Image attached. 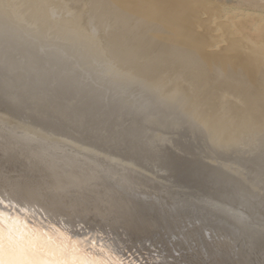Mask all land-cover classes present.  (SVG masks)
Here are the masks:
<instances>
[{"label":"rangeland","instance_id":"obj_1","mask_svg":"<svg viewBox=\"0 0 264 264\" xmlns=\"http://www.w3.org/2000/svg\"><path fill=\"white\" fill-rule=\"evenodd\" d=\"M208 1L232 14L264 16V0ZM2 13L0 211L6 217L18 218L34 237L67 232L82 239L101 262L135 264L140 257L145 264L154 256L152 263L161 264L165 250L182 264H264V127L248 141H223L185 104L187 94L137 83L114 55L112 62L104 56L110 49L104 41L95 47L70 32L51 36L41 29L47 40L35 25ZM89 46L104 51L88 55ZM88 167L93 171L85 176ZM137 186L141 194L127 199ZM185 218L195 223L184 240L178 234Z\"/></svg>","mask_w":264,"mask_h":264},{"label":"bare ground","instance_id":"obj_2","mask_svg":"<svg viewBox=\"0 0 264 264\" xmlns=\"http://www.w3.org/2000/svg\"><path fill=\"white\" fill-rule=\"evenodd\" d=\"M246 4L247 7L248 4ZM0 10L6 15H12L13 17L10 20H14L13 18L16 17L30 25H35V29L37 27L38 30L43 29V33L49 31L50 34L51 31V36L52 31L58 36H64L63 34L70 32L75 35L72 36L74 40L81 37L79 41L76 40L78 42H83V38L93 44H98L96 42L100 40L101 42L104 41V44L111 49L110 51L107 48L108 53H104V56L107 55V58H109L108 55H114L113 60L116 61L121 72L126 69L129 75L137 80V83L143 81L149 87L168 92L175 97L187 94V102L183 100L186 102L185 104L200 113L207 125L216 132L221 133L220 136H222L223 141L240 138H246L248 141L251 138L247 135L253 129L264 127V110L261 108L264 103V16L262 15L240 10H235L237 14L236 12L232 14V10L212 4L208 0H0ZM16 18L14 22H16ZM7 22L4 23L7 24ZM17 23H19L18 20ZM30 27L29 29L34 31V28ZM111 30L114 31L112 34ZM37 33L39 32L37 31ZM70 33H68V36ZM40 35H42V30ZM107 35H110L111 38L107 39ZM46 38L48 40V36ZM59 38L61 37H58L57 40ZM62 39L64 40L63 37ZM62 39L61 41L64 42ZM52 40L55 41V38ZM68 40L67 46L71 43ZM74 43L77 42L73 41L71 45ZM89 43L86 44L85 42L86 47ZM86 47V50H84L85 52L88 51L89 54L97 50H92L89 46L88 49L91 52ZM77 49L84 52L79 46L76 50H72L78 53ZM99 51L100 49L97 50V52ZM101 51L99 53H103L104 50ZM92 55L96 60L98 59L97 56ZM110 57L109 60L112 62V56ZM104 58L100 60L102 61ZM97 62L94 61L95 64ZM106 62H104V65L108 66L109 63ZM165 80L169 81V84L165 83L167 82ZM183 83L189 87L185 88L186 85ZM193 94H196L197 99L193 98L194 96L192 97ZM228 129L233 131L228 134V132L226 133ZM214 132L213 135L216 133ZM40 139L41 137L37 140L40 141ZM88 168L84 172L85 176L93 171L92 168ZM84 178L77 182L78 185L84 183ZM139 191H141L139 186L132 187L128 192L127 199L129 197L131 199L136 198L137 195L141 194ZM216 209L218 210V208ZM189 223H195V221L186 219L185 223L181 222L183 227H179L181 229H179L180 233L178 235H181L184 240L188 237ZM69 233H71V230ZM141 239L143 238L141 237ZM114 244L110 242L109 247H114ZM144 251H147V249ZM162 251L159 255L164 262H161V264H182L176 259V255L164 256L165 250ZM154 253L155 251L152 254ZM139 258L133 259L136 260L135 264H144L138 260ZM99 259L104 261L102 256ZM187 259L189 260V258ZM218 259L216 258L217 262ZM152 260L154 261L156 258L154 256L145 258V264H151ZM208 260H210L209 263L212 262L211 258ZM156 263L155 261L152 264ZM203 263L205 264V262Z\"/></svg>","mask_w":264,"mask_h":264},{"label":"snow or ice","instance_id":"obj_3","mask_svg":"<svg viewBox=\"0 0 264 264\" xmlns=\"http://www.w3.org/2000/svg\"><path fill=\"white\" fill-rule=\"evenodd\" d=\"M86 243L67 232L34 237L18 218L0 211V264H113L92 258Z\"/></svg>","mask_w":264,"mask_h":264}]
</instances>
